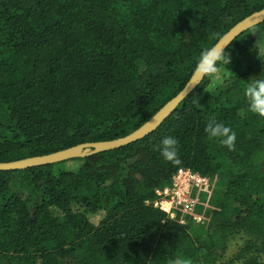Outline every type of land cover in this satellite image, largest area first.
I'll use <instances>...</instances> for the list:
<instances>
[{"label":"trees","instance_id":"1","mask_svg":"<svg viewBox=\"0 0 264 264\" xmlns=\"http://www.w3.org/2000/svg\"><path fill=\"white\" fill-rule=\"evenodd\" d=\"M264 0H0V163L123 138L185 86L204 48ZM264 23L147 137L91 157L0 171V264H264ZM263 52V53H261ZM210 120L236 133L229 149ZM177 140L179 164L163 138ZM210 181L181 225L151 207L179 169ZM189 216H187L188 218Z\"/></svg>","mask_w":264,"mask_h":264},{"label":"water","instance_id":"2","mask_svg":"<svg viewBox=\"0 0 264 264\" xmlns=\"http://www.w3.org/2000/svg\"><path fill=\"white\" fill-rule=\"evenodd\" d=\"M264 23V8L245 17L226 32L216 43L217 47H223L224 51L241 34L247 30ZM199 75L192 74L183 89L147 122L131 134L112 141L79 144L52 154L30 157L18 161L0 163V171L10 172L25 170L28 168L47 166L61 162L72 161L91 157L103 152H108L135 143L154 132L204 80Z\"/></svg>","mask_w":264,"mask_h":264},{"label":"clouds","instance_id":"3","mask_svg":"<svg viewBox=\"0 0 264 264\" xmlns=\"http://www.w3.org/2000/svg\"><path fill=\"white\" fill-rule=\"evenodd\" d=\"M230 63V57L223 47H217L215 44L203 49L193 69V74L201 78L217 77L221 70V65L227 67ZM252 77L245 88V98L247 111L264 118V78ZM209 138H221V143L233 148L236 140V133L228 126L210 120L205 128ZM177 140L172 136L163 138L159 146L161 157L173 164H179L177 155ZM178 264H190L188 261H179Z\"/></svg>","mask_w":264,"mask_h":264},{"label":"built area","instance_id":"4","mask_svg":"<svg viewBox=\"0 0 264 264\" xmlns=\"http://www.w3.org/2000/svg\"><path fill=\"white\" fill-rule=\"evenodd\" d=\"M209 190L208 178L182 168L173 174L167 186L155 190V199L150 205L182 226L190 221L202 224L203 216L197 213V208L204 202L201 197Z\"/></svg>","mask_w":264,"mask_h":264},{"label":"rangeland","instance_id":"5","mask_svg":"<svg viewBox=\"0 0 264 264\" xmlns=\"http://www.w3.org/2000/svg\"><path fill=\"white\" fill-rule=\"evenodd\" d=\"M263 48H264V46H263L262 48H260V49H263ZM261 53H263V52H261ZM201 199H204V198L201 197ZM199 207H200V206H199ZM192 223H195V222L193 221Z\"/></svg>","mask_w":264,"mask_h":264}]
</instances>
